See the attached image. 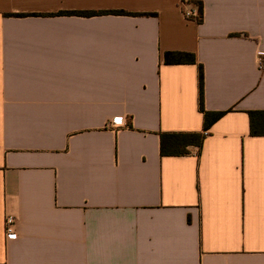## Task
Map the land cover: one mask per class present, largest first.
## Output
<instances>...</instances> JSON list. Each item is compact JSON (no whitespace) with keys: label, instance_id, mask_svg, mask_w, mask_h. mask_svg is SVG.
Masks as SVG:
<instances>
[{"label":"crops","instance_id":"crops-1","mask_svg":"<svg viewBox=\"0 0 264 264\" xmlns=\"http://www.w3.org/2000/svg\"><path fill=\"white\" fill-rule=\"evenodd\" d=\"M180 1L0 0V264H264V0Z\"/></svg>","mask_w":264,"mask_h":264},{"label":"trees","instance_id":"trees-1","mask_svg":"<svg viewBox=\"0 0 264 264\" xmlns=\"http://www.w3.org/2000/svg\"><path fill=\"white\" fill-rule=\"evenodd\" d=\"M199 12V18L197 23L201 22L202 7L197 5ZM63 14L77 15L84 17H91L97 15H120V16H134L124 11H78V12H63ZM152 14H142V16H151ZM162 61L165 65H180V64H192L197 67V85H198V108L203 115V131H206L211 124L217 121L224 112L211 113L206 112L203 109V73L201 65L196 63L195 56L188 52L170 51L165 52L162 57ZM249 120V135L252 137H264V111H249L247 112ZM167 138V143H165ZM203 134H183V135H161L160 139V154L163 156H179L186 153L185 147L187 145L201 146Z\"/></svg>","mask_w":264,"mask_h":264},{"label":"built area","instance_id":"built-area-1","mask_svg":"<svg viewBox=\"0 0 264 264\" xmlns=\"http://www.w3.org/2000/svg\"><path fill=\"white\" fill-rule=\"evenodd\" d=\"M180 6L184 19L197 21L200 16L197 7L187 5L184 0L180 1ZM108 125L111 128H117L122 125V120H112ZM15 226V218L13 216L6 215L3 221V232L6 239L16 237Z\"/></svg>","mask_w":264,"mask_h":264}]
</instances>
